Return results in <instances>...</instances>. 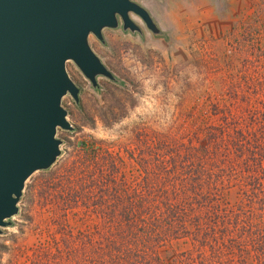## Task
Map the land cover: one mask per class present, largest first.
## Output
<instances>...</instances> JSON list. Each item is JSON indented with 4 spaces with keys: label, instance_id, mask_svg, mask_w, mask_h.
I'll use <instances>...</instances> for the list:
<instances>
[{
    "label": "rangeland",
    "instance_id": "obj_1",
    "mask_svg": "<svg viewBox=\"0 0 264 264\" xmlns=\"http://www.w3.org/2000/svg\"><path fill=\"white\" fill-rule=\"evenodd\" d=\"M136 4L162 35L153 36L135 16L131 19L140 35L121 26L103 30L102 41L90 35L91 50L115 78H98L97 89L67 63V73L79 89L77 104L69 96L62 100L73 130L57 131L60 156L49 170L25 183L18 214L1 228L0 264H54L58 226L76 235L94 225L95 219L82 215V206L63 214L57 191L68 184L78 186L60 169L80 143L93 139L100 153L115 158L123 188L157 195L171 189L172 149L182 154L186 146L200 148L208 129L260 133L257 144H264V0ZM158 164L160 169H153ZM198 167L202 170L205 164ZM239 167L229 172V183L218 188L223 206L237 205L248 191ZM145 178L147 186L142 188ZM157 178L166 179L165 184H157ZM186 242L161 246L157 253L162 264H175V255L188 250Z\"/></svg>",
    "mask_w": 264,
    "mask_h": 264
},
{
    "label": "trees",
    "instance_id": "obj_2",
    "mask_svg": "<svg viewBox=\"0 0 264 264\" xmlns=\"http://www.w3.org/2000/svg\"><path fill=\"white\" fill-rule=\"evenodd\" d=\"M260 135L211 128L200 148L189 145L182 154L172 149L171 183L167 182L171 189L158 195L129 192L121 186L115 158L100 153L93 139L80 143L72 160L60 169L78 186L68 184L57 191L65 205L63 214L82 206V215L95 223L76 235L58 226L54 264H162L158 249L181 240L187 241L188 250L175 255V264H264V144H257ZM200 163L205 164L202 170ZM238 167L248 191L237 205L223 206L218 188L229 183V172ZM165 180L155 181L165 184ZM147 182L145 178L142 188ZM44 258L49 260L47 255Z\"/></svg>",
    "mask_w": 264,
    "mask_h": 264
},
{
    "label": "water",
    "instance_id": "obj_3",
    "mask_svg": "<svg viewBox=\"0 0 264 264\" xmlns=\"http://www.w3.org/2000/svg\"><path fill=\"white\" fill-rule=\"evenodd\" d=\"M137 17L153 36L162 32L132 0H0V234L18 214L25 183L60 156L58 130H73L62 106L79 89L73 63L93 89L112 73L91 50L88 37L102 31L141 34Z\"/></svg>",
    "mask_w": 264,
    "mask_h": 264
},
{
    "label": "flooded vegetation",
    "instance_id": "obj_4",
    "mask_svg": "<svg viewBox=\"0 0 264 264\" xmlns=\"http://www.w3.org/2000/svg\"><path fill=\"white\" fill-rule=\"evenodd\" d=\"M132 1L136 3V0H132Z\"/></svg>",
    "mask_w": 264,
    "mask_h": 264
}]
</instances>
